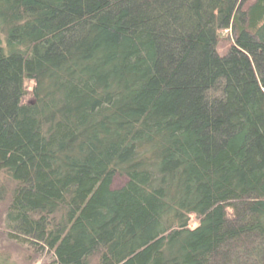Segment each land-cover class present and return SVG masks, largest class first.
<instances>
[{
	"label": "trees",
	"instance_id": "trees-1",
	"mask_svg": "<svg viewBox=\"0 0 264 264\" xmlns=\"http://www.w3.org/2000/svg\"><path fill=\"white\" fill-rule=\"evenodd\" d=\"M3 203L49 264H264V0H0Z\"/></svg>",
	"mask_w": 264,
	"mask_h": 264
},
{
	"label": "rangeland",
	"instance_id": "rangeland-1",
	"mask_svg": "<svg viewBox=\"0 0 264 264\" xmlns=\"http://www.w3.org/2000/svg\"><path fill=\"white\" fill-rule=\"evenodd\" d=\"M227 32L223 31L221 37H224ZM219 48L225 50L227 48V42L220 41ZM26 84L28 87L32 86V82L27 81ZM30 98L29 96L26 97L29 100ZM6 207L5 203L0 205V264H49L50 259L48 256H39L33 249L6 238V231L3 228L5 226ZM191 219L192 224L195 225L197 223L195 216L191 215ZM89 264H99V262L94 257L90 260Z\"/></svg>",
	"mask_w": 264,
	"mask_h": 264
}]
</instances>
